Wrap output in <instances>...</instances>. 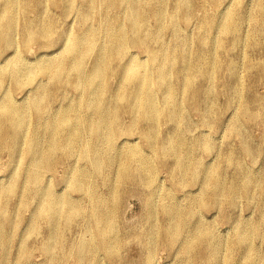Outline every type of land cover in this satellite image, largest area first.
I'll return each instance as SVG.
<instances>
[{
    "label": "rangeland",
    "instance_id": "1",
    "mask_svg": "<svg viewBox=\"0 0 264 264\" xmlns=\"http://www.w3.org/2000/svg\"><path fill=\"white\" fill-rule=\"evenodd\" d=\"M173 1L176 0H169V8ZM256 1L190 0L187 18H178L174 23L166 24L164 29L162 42L166 49L185 39L189 46L184 50L182 47V53L190 55L192 59L198 52H205L210 58L220 54L224 59V69L217 73L214 81H208L202 76L195 77V92L186 91L183 83H179L174 100L183 104V112L178 124L175 125L162 116L156 121L159 143L166 141L171 134H178L191 145V159L198 166L195 173L191 171L182 183L176 182L174 175L177 176L178 173L173 171L175 155L169 153L163 158H157L154 148L143 135V123H137L131 129L137 113L123 111L117 118L112 150L102 149L93 156L84 154L89 134L83 129L79 145L72 157L56 162L52 169L47 168L42 174V186L46 185L68 203L79 205L81 214L67 219L61 204V208H58L59 220L49 225L38 217L37 200H33L29 206H22L23 195L36 186L39 187L29 181L28 172L23 173L18 191L9 199L10 209L14 210L13 219L17 221V230L12 225L9 227L10 232L13 231V240L8 246L10 260L6 264H92L90 259L93 257L89 252L83 254L82 261L73 254L86 230L94 228L91 220V196L80 188V180H75L79 172L85 173L92 180L91 185L96 186L100 195L110 199L108 224L116 231L117 241L113 254H108L101 248L102 243L98 238L92 239L90 245L97 249L94 260L100 264H264L262 193L249 195L242 191L233 205L227 203L225 193L221 192L217 194L215 203L209 204L206 198L216 192H212V189L205 190L203 184V175L215 172L220 175L224 185L232 180L241 184L244 175L253 180L258 179V183L262 185L264 183V37L262 28L255 21ZM79 8L80 1L76 2L71 11H67L63 3L59 6L49 4L46 7L57 22L59 34L66 28L74 33L80 31ZM233 10L243 18L239 26L240 42L236 47L232 46L235 33H224L220 30L223 17ZM165 11L168 12V9L165 8ZM145 13L148 14L146 27L154 32L159 30L160 23L151 11L146 9ZM28 17L33 19L35 12L29 11ZM22 18L15 30L18 33L14 34V46L7 51L0 47V67L18 58L21 67L26 68L37 57L44 58L45 55H40L44 50L62 52L61 41H36L25 45L20 30ZM220 42L223 46L218 45ZM151 44L156 49L161 45L157 42V46L156 41ZM125 52L126 56L119 65L132 63L151 72V78H155L157 64L149 57L144 45L129 44ZM89 65L90 61L86 63V69ZM165 68L169 75L174 73L173 62H168ZM232 73L241 81L237 96L230 89ZM172 79L175 80L176 76L173 75ZM39 81L46 84L47 78ZM107 81L109 89L101 102L100 98H93L97 90L104 88L97 82L89 90L90 93L70 88L61 89L58 94L60 96L51 98L50 108L61 110L69 104L82 106L92 99L108 115L119 108L120 103L126 105L128 101L123 100L125 90L119 75L108 74ZM130 85L132 84H128L126 88ZM12 86L13 83L9 80L8 85L1 88L0 103L3 99L10 98L22 106L34 94L31 84L25 85L23 89H13ZM153 93L156 101L161 103L163 91L156 88ZM118 96H121L119 100ZM196 99L198 104H194ZM204 101L210 106L208 120L202 112ZM85 110L87 115L94 116L96 113V108L93 107ZM48 119V113L38 120L32 117V113L26 118L27 129L34 128V144L44 143ZM111 121L112 118L106 116L103 122L105 129L112 124ZM196 141H200L203 147H196ZM245 144L249 150L245 149ZM132 146H137L151 161L154 173L152 182L143 180L136 171L133 172V179L121 180L120 164L117 160L106 169L100 170L99 163L104 158L115 157L118 151L126 152ZM12 148L8 144L0 146V191L8 188L13 172L19 168L18 164L26 161L24 163L28 165L33 162V146L29 149L27 144H23V149L17 153ZM230 153L232 157L234 155L235 161L229 159ZM12 156L15 157L12 159ZM175 206L184 216L174 245L170 246L163 240L159 230L161 225L170 220L169 211ZM189 206L192 207L191 211L185 215L184 212ZM255 224L258 227L253 228L249 234V246L253 254L248 256L245 245H237V239L240 231L248 227L247 225L255 227ZM206 230L211 232V237L203 242L198 237ZM28 232L29 256L23 263H15L13 260L17 254V241L19 238L22 240ZM50 234L55 237L48 246L52 251L51 255L43 252L41 248L46 245ZM1 246L2 242L0 253Z\"/></svg>",
    "mask_w": 264,
    "mask_h": 264
},
{
    "label": "bare ground",
    "instance_id": "2",
    "mask_svg": "<svg viewBox=\"0 0 264 264\" xmlns=\"http://www.w3.org/2000/svg\"><path fill=\"white\" fill-rule=\"evenodd\" d=\"M77 1H80V31L74 33L66 28L63 33L59 34L57 22L46 9L47 5L59 6L63 3L66 10L71 11ZM189 6L190 0L173 1L171 8H169V0H0L1 50L7 51L14 46V34L18 33L15 30L21 17L23 18L20 30L25 45L36 41L62 42V47H60L62 52L53 53L54 51L44 50L40 55L43 54L45 57H37L36 61L26 68L21 67L18 58H14L0 67V90L8 85L9 80L13 83V89H23L27 84L34 87L33 96L22 106L17 105L10 98L3 99L0 103V146L8 144L13 147L12 151L15 153L21 152L23 144H27L29 149L33 146L31 152L33 162L28 165L24 163L26 161L18 164L19 168L13 172L10 185L5 191H0V242H2L0 262L2 264H6L10 260L8 246L13 240V231L10 232L9 227L12 225L17 230V221L13 219L14 210L10 209L9 199L18 191L20 176L23 173L28 172L29 181L39 187L36 186L23 195L22 206H29L33 200H37L39 203L38 217L47 221L49 225L55 220H59L58 208L59 206L61 208V204L67 219L81 214L79 205L68 203L62 196L48 189L46 185L42 186V174L47 168L52 169L56 162L72 157L75 148L79 145L83 129L89 134L84 154L93 156L97 152H101L102 149L112 150L113 134L118 124L117 118L123 111L137 113L131 129L133 130L137 123H143V135L154 148L157 158H163L169 153L175 155L173 171L178 173L177 176L174 175L176 182L182 183L188 173L194 172L195 168H198L191 159L190 144L178 134H171L166 141L159 143L155 127L159 116L170 120L175 125L181 121L183 104L174 100L180 82L183 83L186 91L195 92L194 79L196 76L214 81L217 73L224 69V59L220 54L210 58L205 52H198L193 56L194 59L190 55L183 54L182 47L184 50L189 46V42L185 39H181L179 44L175 43L172 47L169 46L168 49L163 44V32L166 24L174 23L178 18L186 19ZM165 8L168 9V12L165 11ZM146 9L150 10L159 21V30L154 32L146 27L148 15L145 13ZM31 10L35 12V17L30 20L28 13ZM255 12L256 24L262 28L264 37V0L256 1ZM242 19V16L233 10L227 13L220 23V30L224 33H235L233 47L238 46L240 42L239 26ZM153 41H156V45L157 42L161 43L159 48L156 49L152 46ZM133 43L144 45L149 52V57L156 62L158 70L155 78H151V72L140 69L132 63L119 65L121 59L126 56V46ZM218 45L223 46L222 42ZM88 61H90V65L86 69L85 65ZM168 62H173L175 67L172 75H169L165 68ZM108 74L119 75L125 90L123 100L128 101L126 105L120 103L119 108L108 114L113 120L108 129L103 126L104 119L108 115L92 99L82 106L69 104L61 110H51L50 100L54 96H60L58 94L61 89L70 88L90 93L89 90L97 82H100L101 87L104 86V88L97 90L95 95L93 94V98H100L101 102L105 92L109 89ZM173 75L176 76L175 80L172 79ZM41 78H47V83L43 84L39 81ZM181 79L182 81H180ZM230 83L232 93L236 96L239 95L241 81L235 73H232ZM128 84L132 85L126 88ZM156 88L163 91L161 103H158L154 96L153 89ZM119 97L121 98V96L117 97L118 100ZM194 104H198L197 99ZM203 105L202 112L205 113L208 120L210 106H207L205 101ZM90 107L96 108L94 116L85 114L87 112L85 108L89 109ZM30 113L36 120L46 113L49 114L46 124L47 135L42 144H34V128L28 130L26 127V118ZM195 146L203 147L200 141H196ZM245 149L249 150L250 148L245 144ZM14 157L12 156V159ZM233 157L230 153L229 159L233 160ZM114 160L120 164L121 180L133 179V172L136 171L143 180L152 182L154 174L152 163L137 146L128 148L126 152L118 151L115 157L104 158L99 163L100 170L106 169ZM203 177L205 190L212 189V192H216L206 198L209 204L215 203L217 194L221 192L225 193L228 204L235 203L237 195L242 191L249 195L262 193L264 196V183L262 185L258 183V179L253 180L248 175H244L241 184L232 180L227 185L222 183L217 172L209 175L204 174ZM75 180H80L82 184L80 188L91 196V220L94 228L86 230L83 239L73 250V254L82 261L83 254L89 252V255L91 254L93 257L90 259L91 263L100 264L94 260L97 249L90 245L92 239L98 238L102 243L101 248H104L108 254H113L114 244L117 241L116 231L108 224L110 212L108 202L110 199L98 193L96 186L91 185L92 180L85 173L79 172L78 178ZM191 208L189 206L184 214L189 213ZM169 216L170 220L160 226L159 232L163 240L173 246L176 235L181 229L184 215L175 206L169 211ZM247 226L240 231L237 245H245L244 249L248 256H252L253 250L249 246V234L258 225ZM30 232L22 240L19 238L17 241V254L13 260L15 263H23L29 256L27 238ZM210 237L211 232L206 230L198 238L204 242ZM54 239L52 234L47 237L46 245L41 246L43 252L52 254L48 246Z\"/></svg>",
    "mask_w": 264,
    "mask_h": 264
}]
</instances>
